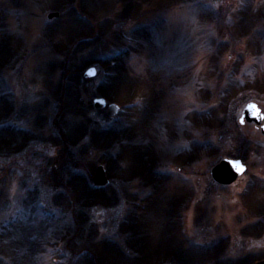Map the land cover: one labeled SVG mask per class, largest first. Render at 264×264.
Here are the masks:
<instances>
[{
    "label": "rangeland",
    "instance_id": "obj_1",
    "mask_svg": "<svg viewBox=\"0 0 264 264\" xmlns=\"http://www.w3.org/2000/svg\"><path fill=\"white\" fill-rule=\"evenodd\" d=\"M249 102L264 124V0H0V264H79L81 249L83 264L263 260ZM223 159L245 166L229 185L211 177ZM98 165L100 202L64 209L60 183L95 189ZM77 222L81 239L56 244Z\"/></svg>",
    "mask_w": 264,
    "mask_h": 264
},
{
    "label": "water",
    "instance_id": "obj_2",
    "mask_svg": "<svg viewBox=\"0 0 264 264\" xmlns=\"http://www.w3.org/2000/svg\"><path fill=\"white\" fill-rule=\"evenodd\" d=\"M58 13H50L49 18L57 17ZM96 71L94 68H88L83 76L86 78H91L95 75ZM93 105L96 109L107 108V115L109 117L115 116L119 112V106L115 103H106V100L101 97H96L93 99ZM263 119V114L260 112V109L253 102L246 104L242 111V115L239 119L240 123L244 121L254 122L257 125H260L261 134L264 136V124L261 125ZM245 170V166L242 164L241 160L237 159H223L218 162L211 169V177L215 182H218L221 185H229L234 182L237 177ZM93 185L95 188L105 187L109 181L105 175V169L102 165H98L95 169L93 175ZM255 264H264V260L259 261Z\"/></svg>",
    "mask_w": 264,
    "mask_h": 264
},
{
    "label": "trees",
    "instance_id": "obj_3",
    "mask_svg": "<svg viewBox=\"0 0 264 264\" xmlns=\"http://www.w3.org/2000/svg\"><path fill=\"white\" fill-rule=\"evenodd\" d=\"M76 182H78V180H76ZM83 183L84 182L82 181V184ZM68 185H69L68 181L67 182L60 183V187L63 188V191H61L60 194L61 195H64L63 196L64 197V209H66L68 207L67 204L69 203V204L72 205L71 207H73V211H74L75 206H78V210H77V212H78V211H80V209H79L80 206H85V208H87V206L91 207L92 206V202L97 201L96 203H99L100 202L99 201L100 200L99 197L101 195H102L101 197H103V194H101V193H103V191H102L103 189H101V190L100 189H98V190L97 189H94L90 185H88L87 182H86V184L85 183L83 184V188H81L80 190H78L76 187H74L73 185H71V186H73L72 187V190H71V192L73 193V196H72V195L69 194ZM97 195H99V196H97ZM245 200H247V195L245 196ZM101 201L104 202L105 199L104 200H101ZM55 203L57 205L63 206V202L60 201V200H58L56 197H55ZM64 209H63V211H64ZM78 213H81V212H78ZM74 218H75V213H74ZM78 224L79 223L77 222V223L71 225L70 226L71 228H68L66 226L62 230H59V232H56V237L58 238L57 240H59V241L56 242V244L61 243V241H60L61 239L60 238L65 237L67 231H69V232L71 231V234H72L73 238H76V239L79 238V239H81V235L80 234L82 232L81 231L82 228ZM54 235H52V236H54ZM90 237H91V235H90ZM61 249H63V248H61ZM91 252H92L91 250L81 249L80 252L77 253V256H78L77 260H79L78 261L79 264H83L84 263V261H82L84 257L85 258H88L89 257V259H90V256H91L90 253ZM142 252L143 251H141V253ZM169 252H171V251H169V250H166L164 252H162V251H160V252H158V251L157 252L152 251V252H150V253L148 252L146 254L143 253L142 255H140V257H141L142 260L149 261L147 264H161L163 260H167L170 257L172 258V256H176L177 257V256L180 255L176 250L175 251H172L171 253H169ZM194 253L199 254L198 256H201V258L204 257V256L205 257H215V255H216V252L215 251H212V252L210 251L209 253L200 252L199 251V252H194ZM194 253L191 254V256H193ZM127 260H128V257H127ZM178 260L180 261V260H182V258H178ZM91 261H92V263H90V264H95V262L93 260H91ZM140 264H142V263H140Z\"/></svg>",
    "mask_w": 264,
    "mask_h": 264
}]
</instances>
